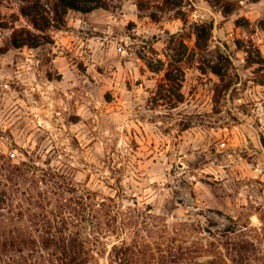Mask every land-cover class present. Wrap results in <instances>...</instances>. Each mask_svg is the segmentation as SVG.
<instances>
[{"label":"rangeland","instance_id":"374dc122","mask_svg":"<svg viewBox=\"0 0 264 264\" xmlns=\"http://www.w3.org/2000/svg\"><path fill=\"white\" fill-rule=\"evenodd\" d=\"M39 1L44 30L27 2L0 0V181L23 196L46 172L113 196L117 220L88 224L101 264L124 242L132 264H264V0H102L65 14ZM21 28L44 37L15 47ZM219 61L225 80L209 69ZM164 62L185 68L178 103L149 65Z\"/></svg>","mask_w":264,"mask_h":264},{"label":"trees","instance_id":"16d2710c","mask_svg":"<svg viewBox=\"0 0 264 264\" xmlns=\"http://www.w3.org/2000/svg\"><path fill=\"white\" fill-rule=\"evenodd\" d=\"M23 1L27 2V5L22 6L23 13L37 29L44 30L47 22L45 18L48 16L40 10V1ZM182 1L164 0L163 5L175 9L180 7ZM102 3V0H57L59 11L64 14L69 9L89 12L102 6ZM1 14L0 9V18ZM262 27L264 28V22ZM213 29V22L198 27L197 47L201 51L208 49ZM43 35L33 34L31 30L25 28L16 29L12 45L15 47L30 45L32 39L43 38ZM163 64L164 66L160 67L151 63L149 65L154 71L166 70L162 88L170 92V96H175L172 101L178 103L184 97L182 87L185 68L174 63L165 68V62ZM209 67L225 80L223 62L211 63ZM22 168L15 165L11 172L17 179L22 175L21 179L25 180ZM38 180L37 185L42 182L44 186L37 192L24 191L23 196H19L16 189L11 190L7 184L0 181V229L5 228L3 235L0 236L2 242L0 264H101L96 250L101 239L94 229L103 223V217L108 216V220H117L114 197L108 198L109 202L106 198L99 199L97 193L92 191L76 194V190L69 188L70 182L58 174L47 176L45 172L43 175L40 174ZM49 183H52L53 188L46 186ZM68 193L71 195H66ZM57 195L65 202L56 203L60 199ZM88 224H91V227L95 225V228L89 230ZM136 247L126 242L114 243L108 256L110 264H132L136 257Z\"/></svg>","mask_w":264,"mask_h":264}]
</instances>
